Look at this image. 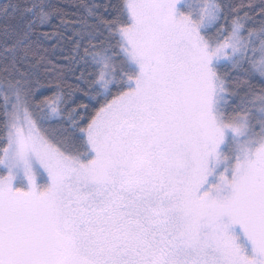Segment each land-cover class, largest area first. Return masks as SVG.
Wrapping results in <instances>:
<instances>
[{"label":"snow or ice","instance_id":"1","mask_svg":"<svg viewBox=\"0 0 264 264\" xmlns=\"http://www.w3.org/2000/svg\"><path fill=\"white\" fill-rule=\"evenodd\" d=\"M0 264H264V0H0Z\"/></svg>","mask_w":264,"mask_h":264},{"label":"rangeland","instance_id":"2","mask_svg":"<svg viewBox=\"0 0 264 264\" xmlns=\"http://www.w3.org/2000/svg\"><path fill=\"white\" fill-rule=\"evenodd\" d=\"M42 176H43V185H46L48 183V179H47L46 173H44ZM18 182H19V186L18 187L26 186V184L24 182H22L20 180H18ZM213 182H214V180H213Z\"/></svg>","mask_w":264,"mask_h":264},{"label":"trees","instance_id":"3","mask_svg":"<svg viewBox=\"0 0 264 264\" xmlns=\"http://www.w3.org/2000/svg\"><path fill=\"white\" fill-rule=\"evenodd\" d=\"M14 183H15V186H17V187L19 186L18 180ZM37 183H38V185H43V176L42 175L38 178Z\"/></svg>","mask_w":264,"mask_h":264}]
</instances>
